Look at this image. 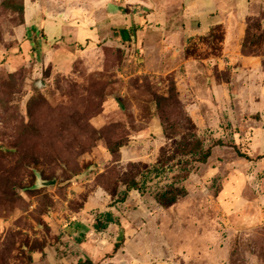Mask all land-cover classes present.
<instances>
[{
	"label": "rangeland",
	"instance_id": "obj_1",
	"mask_svg": "<svg viewBox=\"0 0 264 264\" xmlns=\"http://www.w3.org/2000/svg\"><path fill=\"white\" fill-rule=\"evenodd\" d=\"M24 1L0 0V264H78L91 256L96 264H264L260 21L248 31L263 73L215 67L213 89L207 75L187 81L183 67L177 76L154 74L135 26L122 42L110 19L98 22L101 0H27L28 23ZM87 8L97 20L90 41V30L78 36ZM215 35L198 42L206 47L198 55L220 54ZM173 83L180 105L163 116L167 127L179 126L168 137L155 96H169ZM193 132L212 147L206 164L177 153ZM119 140L127 141L121 172L130 163L152 168L163 148L176 159L145 195L114 204L97 178L113 163L107 147ZM179 160L190 161L188 179L177 183L188 194L164 209L154 196L183 176ZM116 210L127 218L122 243L120 233L117 242L108 231L78 234L81 222L92 226Z\"/></svg>",
	"mask_w": 264,
	"mask_h": 264
},
{
	"label": "crops",
	"instance_id": "obj_2",
	"mask_svg": "<svg viewBox=\"0 0 264 264\" xmlns=\"http://www.w3.org/2000/svg\"><path fill=\"white\" fill-rule=\"evenodd\" d=\"M24 4L28 23V11L33 8L27 0ZM98 6L97 8L100 9L96 10L98 14L95 16H98V22L103 23L110 19L111 25L119 30H130L133 26L138 29L136 46L143 49L150 65L154 66V74L177 76V72L183 67L186 70L187 81L189 79L191 81L193 76L201 79L207 75L208 86L215 89L217 83L214 77L208 76L215 67L218 70H225L238 65V68L246 74H257L260 69L262 71L261 57L255 54V56L253 54L244 55L242 47L248 36L251 21L259 20L262 32H264V0H101ZM111 6L116 7L117 10L112 9ZM128 8L132 13H128ZM90 12L91 10L87 8L86 27L78 23L82 30L78 36L83 37L84 33L90 30L91 37L87 39L88 41L96 36L97 31L91 24L97 20L88 16ZM128 21L131 25H128ZM212 34L222 36L221 52L219 55L210 53L205 54L206 57H201L198 54H201L206 47H202L198 42ZM134 38L133 41L136 42V37ZM115 39L123 42L121 35ZM55 40L57 41V38ZM192 43L198 44L196 53L191 51L193 50L190 48ZM135 192L132 191L130 195H134ZM108 212L112 213L119 222V224H111L106 230L114 234V236L110 234L109 237L117 242L120 231L127 230V223H125L127 218L119 210ZM81 223L77 225L78 234H87L89 229L96 231L94 229L96 220L92 226ZM120 235L122 240L119 243H122L124 235L122 236V233ZM117 255L112 260L114 263L117 262ZM91 257L89 258L94 264L100 263L96 258Z\"/></svg>",
	"mask_w": 264,
	"mask_h": 264
},
{
	"label": "trees",
	"instance_id": "obj_3",
	"mask_svg": "<svg viewBox=\"0 0 264 264\" xmlns=\"http://www.w3.org/2000/svg\"><path fill=\"white\" fill-rule=\"evenodd\" d=\"M22 14L25 13V6L22 4L20 8ZM259 27V26H257ZM258 31V29L256 30ZM117 35L123 37V42L130 41L132 33H135V30L121 29L117 32ZM216 37V35H214ZM255 45L250 39V33L248 31V36L243 42L242 52L244 55H251L253 53L252 48ZM156 105L158 110L161 111V125L163 126L164 133L169 137V128H174L179 125H172L167 127V124L170 123V119L163 116V109L175 108L177 105H180L179 95L175 83H173L169 96L156 95L155 96ZM172 108V109H173ZM187 122L192 124L190 117H187ZM187 123V124H188ZM194 125H190L189 127ZM27 128V126H26ZM188 129V128H187ZM189 139L191 142H186L178 149V154L182 157H191L193 162L206 164L209 158L212 156V147L206 148L204 141L199 138L196 132L190 134ZM127 141L115 142V144L109 145L107 147L108 152L112 156L113 163L107 168V170L100 174L97 178V185L100 186L106 193H108L113 199L114 204L125 203L132 191L140 193V195H145L148 191V184L152 182L154 178L159 177L162 173L169 168L171 162L176 159V154L168 156V150L162 149L158 162L149 168L147 165L130 163L128 166L130 169H127L126 172H121L120 163H121V148L126 145ZM217 145H223L222 142H217ZM242 157H246L243 154H240ZM259 158H264L261 156ZM189 160H179L178 165H181L180 172H182V177L174 178L175 183L169 186L168 189L158 192L154 199L155 201L164 209L170 208L175 205L180 198L187 196L188 191L185 186L177 187V183L186 181L190 174V169L185 166L189 163ZM145 167L144 171H141V168ZM171 169V168H170ZM111 224H119L112 213L106 212L102 213L94 224V229L97 232H104L108 229ZM120 245L116 244L115 248H118ZM78 264H94L91 260H79Z\"/></svg>",
	"mask_w": 264,
	"mask_h": 264
}]
</instances>
